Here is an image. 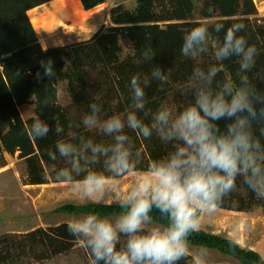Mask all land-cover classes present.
<instances>
[{"label": "clouds", "instance_id": "obj_1", "mask_svg": "<svg viewBox=\"0 0 264 264\" xmlns=\"http://www.w3.org/2000/svg\"><path fill=\"white\" fill-rule=\"evenodd\" d=\"M245 27L233 22L226 28L223 21L211 26L217 34L216 63L193 68L186 88L180 89L188 98L182 107L167 101L147 107L145 90L153 81L163 90L172 74V68L154 65L149 75H132L131 110L107 115L102 105H88L82 125L107 142L69 133L56 142L55 151H48L50 160L63 161L54 169L58 183L88 201L111 193L118 204L115 215L90 211L67 222L69 235L87 250L89 264H208L206 252L191 249L190 237L199 231L202 215L215 213L236 191L238 177L257 200H264V90L249 75L259 50L243 34ZM209 37V25L194 23L183 35L181 56L196 60L209 53ZM156 54L151 41L143 45L145 61L153 62ZM232 58L239 66L235 79L221 78L222 63ZM41 67L49 79L56 75L51 58ZM259 79L264 82V76ZM52 120L54 128L34 116L32 138L42 139L53 129L63 134L59 116ZM69 127L79 129L80 124ZM129 132L146 141L155 136L169 150L145 162ZM125 177L132 183L122 189Z\"/></svg>", "mask_w": 264, "mask_h": 264}, {"label": "trees", "instance_id": "obj_2", "mask_svg": "<svg viewBox=\"0 0 264 264\" xmlns=\"http://www.w3.org/2000/svg\"><path fill=\"white\" fill-rule=\"evenodd\" d=\"M49 1L51 0H0V39L6 35L11 40L10 45L0 50V168L5 164V153H18V157L25 161L27 184H45L44 168L55 165L60 167V162L63 161L59 158L52 161L47 153L50 149L55 151L56 142L67 138L69 133L106 141L100 134L95 135L86 130L81 123L82 117L88 111V105L93 102L102 105L107 115L124 114L131 110L128 84L132 75H149L154 65L164 70L172 68V74L163 90L156 81L145 90L147 107L155 109L162 101L169 104L183 101L186 104V95L172 92L174 84L181 81L186 83L194 67L207 68L216 63L212 51L213 37L217 34L212 32L211 26L217 21H223L226 28L233 22L245 24L243 34L259 50L256 65L249 75L264 90V82L259 79L264 76V18L249 17L256 13L253 0H136L132 11L118 7L111 11L112 25L102 26L90 39L43 50L25 13ZM104 1L80 0L83 8L87 10ZM159 4H167L172 9L171 13L158 15L155 7ZM197 9L200 10L202 18L217 19L207 24L211 45L209 53L190 60L181 56L180 47L185 32L194 23L200 22L191 20ZM219 35L222 36L223 33ZM149 41L157 52L153 62L145 61L142 57V47ZM122 42H129L133 47L132 53L123 59ZM49 58L53 61L56 72L51 79L43 75L44 69L41 67V61L46 62ZM238 67L236 58L224 61L221 78L235 79ZM60 83L66 84L65 88L77 111L78 120L71 118L69 111L58 104L57 88ZM45 100L49 101L47 105L43 103ZM27 104L34 105L35 116L41 115L53 128L52 117L58 115L64 125V133L57 135L53 129L48 136L33 139L29 132L33 117L24 122L18 111L19 107ZM224 123L220 122L221 127ZM70 124H80V128L69 127ZM129 135L143 152L145 162L158 158L169 150L170 146L162 144L155 136L146 141L135 133L129 132ZM256 208H261L264 212V200H257L239 177L236 191L218 207L236 212H250ZM90 211L115 215L119 208L118 204L87 203L65 204L53 210L54 213L72 215ZM26 236L27 240L20 242L17 252L35 261L67 252L77 242L67 232L66 225L37 229ZM6 239L7 236L0 238V245L5 246V249L8 244ZM190 240L191 246L216 250L237 259L241 264H264V258L259 253L244 249L229 238L199 230L191 235ZM29 245L31 251L28 253L26 247ZM35 248L40 249L41 253H35ZM8 256V253L1 251L0 260L6 261Z\"/></svg>", "mask_w": 264, "mask_h": 264}, {"label": "rangeland", "instance_id": "obj_3", "mask_svg": "<svg viewBox=\"0 0 264 264\" xmlns=\"http://www.w3.org/2000/svg\"><path fill=\"white\" fill-rule=\"evenodd\" d=\"M79 4L82 6L80 0ZM255 15L249 16L251 19L264 18V0L255 2ZM136 0H105L95 6L92 14L86 19L77 16L76 24L71 21L59 22L50 27V31L35 30L26 11L25 16L37 35L38 44L43 50L56 47L68 46L90 39L102 26L112 25L110 13L114 9L134 10ZM46 4V3H45ZM42 4L35 7V16L41 17L49 9V6ZM156 5V3L154 2ZM67 5L68 12L74 16V10ZM83 8V6H82ZM84 9V8H83ZM73 10V11H72ZM87 10V9H84ZM155 11L158 15L171 13L172 9L167 4L157 5ZM84 15V14H83ZM84 18V19H83ZM217 18H202L200 10H196L192 21H200L211 24ZM163 25V23H160ZM9 36L4 35L0 39V50L10 45ZM133 47L129 42H122V55L125 58L132 53ZM4 58V57H3ZM1 70V68H0ZM173 93H181V88H186V83L181 81L175 83ZM66 84L60 83L57 88L58 104L69 111V115L74 120L77 119V111L72 105L66 91ZM182 98V97H181ZM183 99V98H182ZM173 108L182 107L183 101L170 104ZM34 105L27 104L18 108L21 119L25 122L35 116ZM91 133L99 134L94 129H86ZM107 142L108 138L103 137ZM142 149V148H141ZM5 164L0 168V238L7 236L8 244L0 245L1 251L8 253V261H1L0 264H89L90 257L87 250L78 242L67 252L57 256L35 261L28 256H21L17 250L20 242L27 240V234L37 229H51L60 225H67V222L76 215L66 213H54L53 210L65 204L81 205L87 203L117 204L111 193L105 195L102 200L88 201L82 199L71 186L58 183L54 176V169L59 165L46 166V183L40 185L27 184V174L25 161L18 157V153L13 155L4 154ZM60 162V161H59ZM63 162H60V167ZM132 183L131 177H125L120 181L121 188H126ZM199 230H204L225 238H229L247 250H254L264 258V212L261 208H256L250 212H236L230 210L217 209L213 214H203ZM27 244V243H26ZM23 246V245H22ZM30 245L26 247L29 253ZM35 253H41L35 248ZM192 252L204 251L207 253L208 264H241L237 259L225 256L216 250L191 246ZM27 253V254H28ZM20 255V256H18ZM191 255V254H190ZM180 264H190V260L181 261Z\"/></svg>", "mask_w": 264, "mask_h": 264}, {"label": "bare ground", "instance_id": "obj_4", "mask_svg": "<svg viewBox=\"0 0 264 264\" xmlns=\"http://www.w3.org/2000/svg\"><path fill=\"white\" fill-rule=\"evenodd\" d=\"M254 1L257 2L258 0ZM45 5L49 6V9L45 8L46 11L43 15L41 14V17H39L40 15L38 17L35 16V8L27 11L34 29L38 30V32L39 30L50 31V27L59 22L63 23L64 21H71L73 24H76L77 22L74 18L77 19V16L81 15V11L84 14H82L81 18L84 17L86 19L92 14V11L95 8L84 10L78 0H51ZM67 5L75 11L74 16L68 12Z\"/></svg>", "mask_w": 264, "mask_h": 264}]
</instances>
